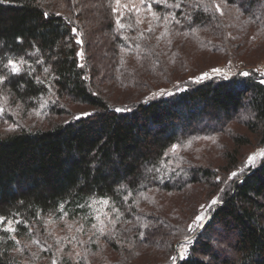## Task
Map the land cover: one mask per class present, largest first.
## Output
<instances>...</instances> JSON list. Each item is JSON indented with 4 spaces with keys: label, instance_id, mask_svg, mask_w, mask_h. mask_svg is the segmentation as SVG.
Here are the masks:
<instances>
[{
    "label": "trees",
    "instance_id": "16d2710c",
    "mask_svg": "<svg viewBox=\"0 0 264 264\" xmlns=\"http://www.w3.org/2000/svg\"><path fill=\"white\" fill-rule=\"evenodd\" d=\"M142 14L155 19L148 31ZM183 41L228 59L261 47L264 0H0V107L6 97L23 112H0L16 121L0 129V264H39L17 256L19 239L64 217L92 226L97 205L125 259L150 251L155 264L175 255L176 264H264V156L233 176L248 135L233 136L223 169L199 145L233 122L264 144V77L251 69L185 82L165 69L167 54L180 74L199 69L180 58ZM9 58L27 62L19 75L4 67ZM117 85L141 91L121 103ZM40 107L49 123L27 124ZM202 203L212 217L194 227ZM189 236L178 257L174 245Z\"/></svg>",
    "mask_w": 264,
    "mask_h": 264
},
{
    "label": "rangeland",
    "instance_id": "374dc122",
    "mask_svg": "<svg viewBox=\"0 0 264 264\" xmlns=\"http://www.w3.org/2000/svg\"><path fill=\"white\" fill-rule=\"evenodd\" d=\"M141 23L140 27H143V30L148 31L152 23L155 21L154 17L151 14H142L138 19ZM139 23V24H140ZM185 42V41H183ZM180 43V42H179ZM178 43V44H179ZM264 42L261 47L257 49L248 48L245 49L243 46L241 48H236L232 52V56L224 58L223 55L216 52L209 51H196L193 49L192 43H180L179 48L182 50V55L180 58H188V66L195 64L199 69L196 70L194 76L191 74H180L179 65L181 60L178 58L175 60L172 55H166L165 69L170 71L175 70V76L179 77L182 75L183 78L187 77L185 82H194L210 79L215 76L229 77L232 74L242 72L247 73L249 70L257 71L264 77ZM185 56V57H183ZM139 60V59H138ZM138 60L131 59L128 64L135 63ZM247 62H254V66H248ZM128 66V65H127ZM177 71V72H176ZM207 74V75H205ZM173 75V74H172ZM173 75V77H175ZM180 75V76H179ZM179 82L176 81V85ZM174 85L164 87L160 90L152 91L148 97H154L161 94H166L172 92ZM141 91L138 88H129L124 89L117 85L116 90H114L113 96L115 100H118L121 103L128 102L134 98L133 93ZM3 98L2 108L4 111L9 112L10 116L14 119L17 116L22 115L21 106L14 102L13 99ZM69 104V103H68ZM73 107L76 110L85 109L82 106H77L76 104ZM38 108L36 110H31L29 113L30 121H26L27 124H48L49 121L41 116ZM16 121H6L0 122V129L4 127L10 128L15 126ZM238 134H246L249 136L250 143L244 145L240 149L239 162H243L245 165L241 170H235L232 172L239 174L242 170L246 169L249 165L257 164L262 155L259 153L264 152V144H262L259 135L256 132H253L248 126L244 125L242 122H233L228 127V130L224 133H219L212 137L211 140H207L211 137H203L199 141L200 143L210 142L209 144H200L203 151L206 153V159L210 160L216 165L223 169L226 166L230 165V162L225 153L230 150H234L235 144L233 136ZM215 142V143H214ZM192 150L196 149V146L190 147ZM254 156L255 159L253 163H249L248 158ZM175 202L179 203V199H174ZM219 201V200H217ZM172 207V206H171ZM189 206L187 211H192ZM105 209V210H104ZM211 206L206 203L200 205V211L196 214L194 221L198 215H202L203 219L199 222L194 223V227L205 224L211 217L210 214ZM106 212V207L103 205L96 206V217L97 220L92 226L84 225V221H79L78 219H53L47 225H43L39 229L32 230L30 236L21 237L18 241V246L15 250L17 256L21 260L26 261H35L39 264H124L126 261L129 264H136L144 261L145 264H155L158 259L155 257V254H151L150 251H141L137 252L136 257L132 256V260L125 259V254L121 251H118L112 244L111 239H109L106 234L108 233L109 227L104 225L106 218H104ZM190 213V212H189ZM14 227V225H12ZM202 227V226H201ZM111 236V234L109 235ZM112 237V236H111ZM109 240H108V239ZM192 237L189 236L184 238L183 241H180L174 245L177 250V256L182 257L184 254V249L187 247V242ZM111 243V244H110ZM165 258V257H163ZM176 255L170 263L175 262ZM126 260V261H125ZM163 264V263H161Z\"/></svg>",
    "mask_w": 264,
    "mask_h": 264
},
{
    "label": "snow or ice",
    "instance_id": "6c2138e0",
    "mask_svg": "<svg viewBox=\"0 0 264 264\" xmlns=\"http://www.w3.org/2000/svg\"><path fill=\"white\" fill-rule=\"evenodd\" d=\"M116 3L119 5L120 0H116ZM215 7H216V10H218V11L220 10V5L219 4L215 5ZM44 15H48V13H44ZM121 27H123V25H121ZM78 42L82 43V41H78ZM78 55L82 56L83 54L79 53ZM26 63L27 62L23 58H20L19 60H15V59L9 58L7 60V64H5L4 67L9 69L10 75L16 76V75H19L23 71V65L26 64ZM45 71H47V70H45ZM205 75H207V74H205ZM243 75H248V74L247 73H243ZM5 81H6V77L0 76V84L4 83ZM118 111H119V109H118ZM0 112H3L2 108H0ZM177 147H178L177 145H173L172 149L175 150ZM259 155L264 156V152L259 153ZM254 159H255L254 156H250L248 158L249 163L250 164L253 163ZM232 175L235 176L236 173H233ZM216 202L217 201L215 199H213V201L211 203L215 204ZM104 203H107V201H104ZM202 219H203V216L202 215H198L196 217L194 223L195 222H199ZM4 220H5V218L0 216V221H4ZM6 230L7 231H16V229L14 227H12V222L11 221L8 222Z\"/></svg>",
    "mask_w": 264,
    "mask_h": 264
},
{
    "label": "water",
    "instance_id": "95a60500",
    "mask_svg": "<svg viewBox=\"0 0 264 264\" xmlns=\"http://www.w3.org/2000/svg\"><path fill=\"white\" fill-rule=\"evenodd\" d=\"M211 217H212V216H211ZM211 217H210V218H211ZM203 225H204V224H203ZM202 227H203V226H202Z\"/></svg>",
    "mask_w": 264,
    "mask_h": 264
}]
</instances>
